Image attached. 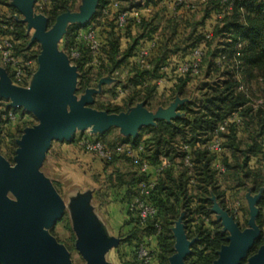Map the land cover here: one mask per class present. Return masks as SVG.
<instances>
[{"label": "trees", "instance_id": "trees-1", "mask_svg": "<svg viewBox=\"0 0 264 264\" xmlns=\"http://www.w3.org/2000/svg\"><path fill=\"white\" fill-rule=\"evenodd\" d=\"M76 1L50 0V7L45 9V12H48L49 24H52L60 13L73 10ZM111 1L99 0L91 21L100 19L102 9L108 7ZM121 1L125 2L121 10L141 6L135 0ZM208 2L205 15L215 16L222 3L220 0ZM7 19L14 24V30L6 32L14 35L18 41L16 51L22 53L29 45L26 27L17 18ZM216 19L217 23L209 38L208 33L196 31L202 22H190L180 15L164 19L162 30H158L159 25L155 23V17L150 20L143 18L135 26L129 24L124 36L115 28V21L112 19L101 30L106 60L104 65L99 69L86 67V57L72 61L79 73L77 92L81 93L104 74L110 75L115 68L126 66L141 38L156 32L163 35L164 43L158 47L157 55L152 60L153 70L132 67L126 78L120 80L123 81L120 86L126 89L122 107L111 103L93 104L98 109L119 112L139 101H146L152 107L151 101H155L156 87L148 82L160 76L158 68L170 63L168 58L172 54L183 57L193 47L203 42L206 44L200 74L196 76L202 74L203 81L190 87L188 84L195 77L186 75L176 80L173 96L193 98L179 106L181 116L171 120L158 119L155 125L143 126L135 139L121 138L115 130L95 137L86 136L87 139L100 140L110 147L127 143L134 146L142 144V160L156 165L165 157L173 164L159 174L158 183L152 192L151 200L158 208L157 217L141 223L128 211L126 223L132 224L133 227L125 235L124 243L134 247L135 253L133 259L126 264H142L137 255V247L148 235H156L157 239V249L151 264H170V256L175 253L172 228L181 217L188 239L193 240L191 252L186 256L185 262L213 264L220 249L229 240L228 232L224 231L220 222L213 217L212 196L231 212V208L226 204L228 194L244 193L247 190L253 193L262 191L257 221L261 227L264 226V105L257 109L250 105L251 96H256L253 90L256 80L261 79V84L264 82V0H234L231 11ZM187 25L189 30H183L178 41H175L179 27L187 28ZM79 27L82 26L68 29L67 52L72 42V32ZM133 27L137 29L135 36L131 34ZM125 38L127 41L123 46ZM240 82L244 84L246 91L238 90ZM116 88L113 96L117 95ZM6 106V102L0 99V113ZM234 114H237L241 121L230 123L220 132L222 151L216 154L203 148L202 144L209 141L218 127ZM20 126L10 130L9 136L15 135ZM80 140L81 137L78 140L74 138L73 141L79 144ZM186 145L190 148L191 166L185 165V157L188 154L184 149ZM120 158L126 156L118 154L109 161H102L107 168ZM126 159L136 166L130 158ZM216 159H220L225 167L221 178L217 176L214 166ZM252 160H255L254 164H251ZM113 176L114 173L107 176L106 186L125 185L127 191L123 199L126 203L137 193L138 184L146 177L138 170L128 174L116 173V177ZM221 182H224L226 187L222 188ZM247 220L246 210L245 224ZM156 223H159V231ZM263 243L264 231L250 248L249 255L254 254ZM245 261L246 258L242 259L241 264Z\"/></svg>", "mask_w": 264, "mask_h": 264}, {"label": "water", "instance_id": "water-1", "mask_svg": "<svg viewBox=\"0 0 264 264\" xmlns=\"http://www.w3.org/2000/svg\"><path fill=\"white\" fill-rule=\"evenodd\" d=\"M23 2V17L20 21L26 22L29 30L35 29L32 41L38 40L42 44L39 73L43 74L45 80L39 92L23 89L12 85L6 70L0 68V93L11 100L7 108H23L33 112L39 121L25 128L18 140L13 167L0 153V252L8 264H67L64 253L42 232L47 224L54 223L63 213L60 196L40 173L45 152L52 140H70L76 129H90L91 134H96L111 126H119L126 133L136 134L137 129L143 126L155 125L158 119L171 120L176 115L172 112L148 114L142 108L143 104L120 114H107L86 107L92 102L93 90H86V94L77 99V66L68 65V59L58 52V42L66 32V21L87 23L93 17L99 0H91L82 14L64 12L58 15L55 25L49 30L47 18L35 17L33 14L35 0ZM6 189L12 190L19 201L10 198ZM91 196V192L79 193L77 196L76 213L81 215L76 225L79 235L77 246L89 264H113L107 261L106 253L112 246L118 245L121 239L100 241V224L93 207L88 204L83 208L80 204V201L86 203ZM260 197L261 192L254 201ZM212 200V212L216 213L217 220H222V229L228 232L229 240L222 246L213 264H241L244 258L246 262L243 264H264V244L248 257L250 248L261 234L255 222L258 209L251 205L250 227L241 231L233 216L219 205L215 197L212 196ZM176 225L177 228H173L175 253L170 256V264H186L185 258L191 252L193 240H189L186 235L182 217Z\"/></svg>", "mask_w": 264, "mask_h": 264}, {"label": "crops", "instance_id": "crops-1", "mask_svg": "<svg viewBox=\"0 0 264 264\" xmlns=\"http://www.w3.org/2000/svg\"><path fill=\"white\" fill-rule=\"evenodd\" d=\"M36 1L37 0H35L34 5H33L34 16L35 17L36 16L46 17L47 18V29L49 30L53 28L57 17L52 24H49L48 12L38 11L35 7ZM90 1L91 0H77L75 3L74 9L67 10L65 12H70L71 14H75V15L82 14L84 13L87 6H89ZM135 1L141 5L140 9H141V13L143 17L148 20L155 17V23L159 25L158 30H162L163 25H164V19L171 17L169 11L164 6L163 0H152L153 2H148V3L146 2V0H135ZM206 1H200L199 2L200 6H202L201 4L206 3ZM114 2L118 3L117 8L113 6ZM124 3L125 2L121 0H112L109 6L111 7L113 6L112 8L114 9H118V8L121 9ZM23 7H24L23 0H0V16L3 18L12 17V18H17L20 20L23 17V12L21 10V8ZM194 11H188L185 7H182L180 9V13H181L180 16L190 22L198 21V20H192ZM90 21L91 19L85 24H81L77 21L74 22L72 20L66 21V27H65L66 32L62 35V37L60 38L58 42V52L64 58L68 59V65L70 67H73L75 64L69 58V54L66 49V35L68 32V29L77 27V26H85ZM199 22H202V23H200L196 28V31L198 33L212 34L214 27L217 23V19L215 18L213 14H211V16L208 18L207 17L204 18L203 16V18L200 19ZM22 23L26 27V34L28 36V42H29L28 48L23 52L31 54L35 60L34 67L30 72V76L25 83L18 84L12 80V77H11L12 74H11L9 67L3 64L1 61H0V68H3L6 70V73L9 76L12 85L23 88V89H34L35 91L39 92L40 89L43 87L44 80H45L43 74L39 73V70H40L39 57L42 52V44L38 40L32 41V37H33V34L35 33V29L32 28L29 30L27 28V23L26 22H22ZM189 28H190L189 26L187 28L179 27L178 35H177L178 37L175 38V41H178L179 36L183 30L188 31ZM136 33H137V29L133 27L131 29V34L135 36ZM156 33H159V32H156ZM153 34H151V36ZM151 36H144L138 42L140 43L142 40H145ZM126 41L127 39L124 40L123 46L126 44ZM163 43H164V38H163V35L160 34V41H159L158 47L163 45ZM158 47L155 49L153 53L154 57L157 55ZM180 58L181 56H179L178 54H172L168 58V61L173 62V61H177ZM194 80L195 79L192 78L188 86L193 87L194 85H196L197 81H194ZM78 82H79V76H78ZM121 83H123V81L113 79L111 75L109 74H104L98 80L93 82L92 86L86 88L83 92L78 93L76 89L75 96L77 97V99H80L82 95L86 94V90L92 89L93 90V92L91 93L92 102L89 104H86V107H91L98 111H105L107 112V114L126 113L130 111L131 109L136 108L139 104H143L142 108L148 114L154 115L158 112H162V113L172 112L176 116L182 115V112L179 111V106L193 99V98L189 99V97H181L179 95L173 96V89L175 85L177 84V81H175V79H172V77L168 76L167 78H165L164 82L159 86L156 83V79H153L152 81L148 82L151 85H155L156 87L155 101L154 100L151 101L152 107H150L146 103V101H139L136 104L126 107L125 109L119 112H109L106 109H98L93 106L95 102H101V103H111L113 105L122 107L124 105L123 97L119 98L117 96H113V91L115 90L117 86L121 85ZM77 88H78V83H77ZM0 99L5 101L6 104H8L11 101L10 99H6L5 97H3L1 93H0ZM175 103H176V106H174ZM16 110L20 114L21 126L26 125L29 127V126L36 124L35 122H37V118L33 112L27 111L23 108H16ZM141 129L142 128L137 129L136 134H132V133L129 134V133L124 132L122 128L119 126H111L101 132L96 133L95 135L103 134L109 130H115L116 134H118L121 138L135 139ZM83 134H85L84 131L80 129H76V131L73 133V136L70 140L53 139L50 147L45 152V158L43 160V163L48 157L51 160L53 168L64 169V171L66 172V176L70 177L72 181L80 185V188L78 189V193L93 192V195L91 196L92 198L91 200L96 199V198H97V202L99 200L98 204L96 206L95 205L93 206V213L95 214V216L98 217L97 219L100 224L99 230H100L101 237H102L100 241L101 240L105 241L108 238H120L121 239L118 245L112 246L109 249V251L106 253V259L107 261L113 264H126L127 262L133 259V255L135 253L134 247L128 246L126 245V243H124L125 235L133 227L132 224L126 223L129 217L128 216L129 210H128V205L126 201H124L123 197H125L126 195L127 187L125 185L122 187H107L106 178L111 173H114L113 177H116V173L128 174V173L134 172L135 170H138L140 172V169L137 165L135 166L131 164V162L126 159L127 157L118 159L113 165H110L109 167L106 168V164L96 154L84 151L82 147L80 146V144L77 143V141L76 142L73 141L74 138L78 140ZM215 162H220V159H216ZM254 162L255 160H252L251 164H254ZM153 171H154L153 169H150L149 173H153ZM93 180L95 181L94 183L97 185L94 186L93 188H89L92 185L91 182ZM260 192L262 196V191ZM260 192L253 193L252 191L247 190L246 192L242 193L240 196L237 195L238 193L231 194L230 196L233 197L232 199L239 200V203H240V205L236 208V210L234 206L229 205V208H231V212L225 209L224 207H222L219 202L218 203L224 210L228 211L229 215L231 216L234 215L233 218L235 222L238 224L240 230L244 231L245 229L250 227L249 219L251 216V209H252L251 205L254 208L258 209V216L260 214V208H259L258 203L261 197L256 202L254 201L256 200V197ZM104 197L108 198V202L106 203L103 202L101 198H104ZM253 201L254 203H252ZM246 210L248 212V220H247V223L245 224ZM213 214L216 215V213L214 212ZM99 215H101V217ZM258 216L256 217L255 222H256V225L259 226L261 233H262V231H264V226L261 227L260 224L258 223L257 221ZM173 228H177L176 223L173 226ZM173 228H172V231H173ZM151 247L153 249H157L156 237L154 238L153 243L151 244ZM111 254L114 255L113 258H110ZM249 256L251 255H249V252H248V257ZM154 264H157V263L155 262Z\"/></svg>", "mask_w": 264, "mask_h": 264}, {"label": "built area", "instance_id": "built-area-1", "mask_svg": "<svg viewBox=\"0 0 264 264\" xmlns=\"http://www.w3.org/2000/svg\"><path fill=\"white\" fill-rule=\"evenodd\" d=\"M206 0H163L165 8L169 11L171 17L179 16L180 9L185 7L188 11H194L197 9V2ZM222 7L219 12L215 14L216 18H222L227 12H230L233 6L234 0H220ZM113 6L118 7V3L114 2ZM112 6V7H113ZM35 7L38 11L43 12L50 7V0H37ZM111 6L102 9V16L100 19L90 21L86 26H82L73 30L72 42L68 47L69 58L72 61L80 60L86 57L85 66H91L93 69L101 68L105 63L104 56V39L101 35V30L106 26V23L114 19L115 28L121 33L125 34L126 27L131 24L135 26L140 23L144 18L140 7H134L130 9H114ZM6 30L13 31L14 24L9 22L7 18L0 16V61L9 67L11 71L12 80L18 84L25 83L30 72L34 67L35 60L29 53H18L16 51V45L18 41L14 35L7 33ZM210 37V34H207ZM126 40V38L124 39ZM160 41V35L158 33L153 34L151 37L142 40L134 55L129 59L126 66L115 68L111 72V77L116 80H123L129 74L132 67L140 70L148 69L153 70L154 64L153 53L158 47ZM206 52V44L203 42L200 45L193 47L188 54L181 57L177 61L170 62L162 65L158 68L160 76L156 78L157 85H161L165 78L172 77L175 81L186 75L196 77L200 74L201 61ZM240 79V76H238ZM238 90L246 91L243 83L240 82ZM117 97H123L126 93V89L122 86H117ZM252 100V96H251ZM251 102V101H250ZM256 106L264 105V97L257 100ZM240 118L237 114L230 116L225 120L215 131L214 136L207 142L202 144V147L209 150L212 153L218 154L222 151V137L220 132L224 131L226 126L230 123H240ZM21 125V119L19 112L14 108H6L0 113V149L7 144L10 130ZM80 146L86 152L96 154L101 160L109 161L115 155L124 154L130 158L134 164H136L140 172L145 174V178L138 184L137 193L127 202L128 210L132 212L141 223H145L148 220L155 219L158 215V208L151 200L152 192L158 183L159 174L166 168L173 166L172 162L167 158H162L161 161L152 165L150 162L142 160L140 153L143 152L144 147L142 144L134 146L132 144H119L114 147L107 146L102 141L97 139H87L82 137ZM264 146V143H263ZM184 149L188 151L185 157V165L191 166V155L189 153L190 148L186 145ZM217 168L220 172H224L225 167L221 162H218ZM153 169V173H149V170ZM240 205L239 200L236 201V208ZM158 231L159 223L155 224ZM156 235H148L138 244L137 255L142 261V264H151L154 258V251L151 247Z\"/></svg>", "mask_w": 264, "mask_h": 264}, {"label": "rangeland", "instance_id": "rangeland-1", "mask_svg": "<svg viewBox=\"0 0 264 264\" xmlns=\"http://www.w3.org/2000/svg\"><path fill=\"white\" fill-rule=\"evenodd\" d=\"M208 1L209 0H207L206 3L201 4L202 6H200L199 2L196 3L197 9L193 12L192 20H198L197 22H199V20L202 19L203 16L204 17L208 16V15H205L206 14L205 8L206 6L209 5ZM201 75L199 77H195L194 81H197V83H201L203 81V77ZM254 93L255 95L256 94L257 95L259 94V95L252 97L250 105L253 107V109H257L259 107V106H256V104H258L256 103L257 100L264 97V82H262L261 84V79L256 80V83L254 86ZM35 123L38 124L39 121L37 120V122ZM27 127L28 126L26 125L20 126L19 130L17 131L15 135L8 136V139L6 140L8 145L4 143L5 145L2 147V149H0V153L7 159L11 167H13L16 163L14 158L16 155V150L18 148V140L21 139L22 135L24 134V130ZM84 133L85 134H83L81 138L82 137L86 138V136H91V137L97 136L95 134L91 135L90 129H86ZM217 164L219 163L215 162L214 166L216 168V173L218 174L217 176L220 177L222 176V172H220L219 169L217 168ZM40 173L43 174L50 181V183L52 184L55 191L60 196L61 201L63 203V213L54 223L51 222L44 227L42 231L43 235L45 236V238H48L51 242H53L54 245H56V247L64 253L67 259V264H89L88 259L80 252L77 246L79 235L76 229V225L79 223L81 219V215L76 213V207L78 206L77 202L79 201V199H77V196L79 194L78 189L80 188V185L72 181L70 177H67L64 169L53 168L51 160L48 157L46 158L44 163L41 165ZM94 182L95 181L93 180L91 182L92 185L88 187L93 188L94 186H96L97 184H95ZM221 184H222L221 186L222 188L226 187L224 182L223 183L221 182ZM5 191H6V194L10 198L19 201L17 195L12 190L6 189ZM241 194L242 192H240L237 195L240 196ZM91 195H93V192H91ZM230 195L231 194H229L228 197H226V204L235 207L237 200L232 199L233 197ZM91 199L87 200L86 203H82V201H80V204L84 206L83 208L88 206V204H90V206L92 207L94 205L96 206L99 200L97 202V198L93 200ZM101 199L103 200L104 203L108 202V198L106 197L101 198ZM72 205H74L75 207L73 208ZM99 216L101 217V215ZM213 217L216 219L215 214H213ZM217 221L220 222L221 226L223 227L222 220H217ZM113 257L114 255L111 254L110 258H113ZM0 264H8L6 257L3 256L1 252H0Z\"/></svg>", "mask_w": 264, "mask_h": 264}]
</instances>
